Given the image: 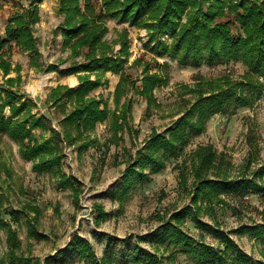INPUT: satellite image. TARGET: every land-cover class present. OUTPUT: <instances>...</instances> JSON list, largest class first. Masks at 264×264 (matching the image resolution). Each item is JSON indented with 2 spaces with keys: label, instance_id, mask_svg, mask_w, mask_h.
Returning <instances> with one entry per match:
<instances>
[{
  "label": "trees",
  "instance_id": "trees-1",
  "mask_svg": "<svg viewBox=\"0 0 264 264\" xmlns=\"http://www.w3.org/2000/svg\"><path fill=\"white\" fill-rule=\"evenodd\" d=\"M42 1L29 0L26 8L11 13L0 37V72L3 77L15 73V77L3 80L6 89L0 90L7 98V102L0 105V139L1 136L8 137L17 145L21 158L31 162L33 170L47 173L59 188L69 189L76 205L80 184L61 169L64 148L73 147L75 154L80 156L89 147L118 145L131 120L133 101L128 93L145 101L144 116L149 117L152 107H160L153 90L167 81L165 74L150 73L146 63L139 87L135 86L137 78L133 80L124 72L128 57L126 31L118 36L119 51L113 54L111 45L103 39L107 19L143 27L147 33L146 50L156 57L168 56L180 66L240 61L246 67L240 80L224 78L215 82H196L191 88L183 86L189 99L179 98L180 116L163 131L152 130L133 154L125 150L124 170L107 191L111 201L121 206L137 183L165 169L170 159L182 153L191 137L200 136L209 118L233 113L239 107H249L264 93V0H243L240 4L228 0H100L99 8L93 0H57V12L62 22L55 31L60 33L62 49H68L72 59L59 73L75 75L78 84L74 87L57 84L44 99L48 111L57 115L58 130L55 131L50 119L31 112L36 107L31 100L26 102L17 89L11 90L21 82V68L10 60L13 46L31 54L30 67L44 72L57 70L56 65L43 66L37 60L40 54L34 27L40 20L38 4ZM187 9L186 20L181 23L180 17ZM232 22L241 34H232ZM164 32L170 37L168 43L160 38ZM76 57L81 61H75ZM138 62H132L130 66ZM106 72L119 77L113 92V109L93 95L95 89L107 84L103 78ZM18 98L20 100L15 102ZM5 106H8V116L3 114ZM98 123L107 126L109 138L103 143L91 137ZM33 130L39 131V138L33 136ZM44 133L48 136L41 137ZM247 145V158L236 176L232 174L233 166L226 155L217 154L211 145L197 146L189 154V167L182 160L178 173V186L188 193L189 204L160 216L156 214L158 224L148 233L116 238L94 232V236L104 242L99 259L87 240L73 234L63 249L47 256L43 263L74 264L77 260L83 264H174L175 256L180 254L191 264H264V223L239 227L241 233L253 234L262 247V260H254L220 229L215 217L217 206L236 212L235 207L227 205L221 198L222 195L247 190L264 194V163L250 170L251 164L259 159L254 136L247 137ZM189 177L190 189L187 187ZM96 212L99 219L105 216L100 206ZM39 213V209L30 203L7 211L0 205V230L5 232L7 255L12 264L17 261L40 264L38 260L17 255L20 241L10 226L11 223L18 225L23 218L26 236L38 240L43 237L37 231ZM203 214L211 217V225L200 220ZM2 215H7L8 221ZM188 217L197 228L210 232L222 249L190 235L184 227Z\"/></svg>",
  "mask_w": 264,
  "mask_h": 264
},
{
  "label": "rangeland",
  "instance_id": "rangeland-1",
  "mask_svg": "<svg viewBox=\"0 0 264 264\" xmlns=\"http://www.w3.org/2000/svg\"><path fill=\"white\" fill-rule=\"evenodd\" d=\"M29 0H0V37L7 17L27 7ZM240 4L243 0H228ZM249 1V0H247ZM99 8L100 0H93ZM39 22L34 27V36L40 54L38 62L43 66L52 64L57 66L56 71H38L29 66V52H21L18 48L10 50V60L13 65H19L20 85L11 90L22 94V100L33 102L36 107L31 112L51 120V127L58 130L56 117L48 111L43 104L49 90L57 84L74 87L78 84L75 75L63 76L59 70L71 62L69 50L62 49L61 37L55 28L62 22V17L57 12V0H43L38 4ZM188 9L180 17L184 23ZM107 32L103 39L108 42L113 54L119 51L118 36L124 30L127 34L128 57L124 65V72L134 80L139 87L141 72L148 63L149 72L165 74L167 81L153 90L156 103L160 107H152L149 117L144 116L145 101L130 92L128 97L133 101L129 128L122 133V141L118 145L110 144L105 147H89L80 156L75 154L73 147L64 148L61 169L69 178L75 179L80 184V193L77 205L67 188H59L56 181L43 171L32 169L31 162L24 160L18 153L17 145L6 136L0 139V205L3 211L17 210L25 203L34 204L40 211L38 216L37 231L43 237L37 239L26 236L24 219L20 218L18 225L10 224L17 232L20 241V251L17 255L28 257L33 261L43 260L53 255L58 249H63L73 234L87 240L94 251L96 259L101 258L104 242L94 236V232L105 233L116 238L128 235L136 236L148 233L154 229L158 222L155 215L172 212L189 204L188 193L183 192L178 186V173L181 161L189 167V154L199 145H211L217 154L223 153L232 164V174L236 176L248 155L247 137L254 136L258 148L259 159L251 164L250 170L264 163V93L249 107L237 108L233 113L216 114L209 118L205 131L200 136H193L180 155L170 159L165 169L150 175L141 183H137L131 190L130 197L123 206L111 201L107 191L109 186L116 183L125 166L127 151L131 154L141 147L152 130L163 131L179 115V98L189 99L184 93L183 86L192 87L197 82H215L228 78L240 80L246 72V67L239 61H221L213 65L202 64L199 67L190 65L180 66L168 56L156 57L144 47L147 33L143 27H135L127 22L121 23L115 19L105 22ZM233 35L241 34L237 25L232 22ZM165 42H170L169 35L164 32L160 37ZM75 61H81L76 57ZM138 60L139 64L131 67V63ZM165 64L167 67H164ZM15 77L10 73L6 77L0 72V90L6 89L3 80ZM107 84L93 91L94 96H99L113 109V92L118 82V74L106 72L103 77ZM0 105L7 102L4 93L0 92ZM18 98L15 102H18ZM31 100V101H30ZM122 102V99H121ZM3 114L8 116V106L3 109ZM53 114V115H52ZM33 136L39 138V131L33 130ZM44 133L41 137H47ZM91 137L103 143L109 138L105 123L95 126ZM189 177L187 187L190 189ZM227 205L236 208V212L221 206L215 207V217L220 229L228 234L231 240L244 252L251 255L254 260H262V247L251 233H241L239 227L254 226L264 223V194L252 193L250 190L222 195ZM100 206L105 216L101 219L96 212ZM32 216L31 214L29 215ZM8 221L7 215H2ZM200 220L212 224L211 217L203 214ZM184 227L196 240L204 241L216 248L222 245L208 231L197 228L188 217ZM5 232L0 230V264H12L8 259L5 242ZM74 264H83L82 261H73ZM13 264H24L21 261ZM87 264H94L88 262ZM129 264V263H112ZM174 264H191L184 256L177 254Z\"/></svg>",
  "mask_w": 264,
  "mask_h": 264
}]
</instances>
